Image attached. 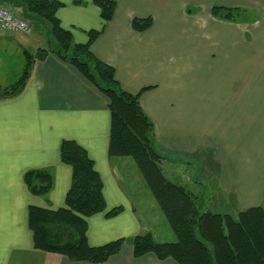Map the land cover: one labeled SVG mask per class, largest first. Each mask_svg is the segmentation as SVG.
Wrapping results in <instances>:
<instances>
[{
    "label": "crops",
    "instance_id": "1",
    "mask_svg": "<svg viewBox=\"0 0 264 264\" xmlns=\"http://www.w3.org/2000/svg\"><path fill=\"white\" fill-rule=\"evenodd\" d=\"M57 1L62 6L56 15L74 42H86L87 31L101 27L92 0ZM115 1L113 17L91 52L114 68L122 89L140 93L165 177L193 193L203 211L235 216L264 206V0ZM214 4L252 9L259 16L252 22L217 19L210 13ZM147 17L148 28H133L134 18ZM35 28L32 22L28 33L0 32L1 87L19 78L25 50L42 47ZM107 103L75 67L50 54L34 62L19 93L0 97V264H177L152 253L133 256L131 239L139 234L150 232L159 242L174 239L131 162L108 154ZM64 139L87 151L103 182L106 209L86 218L88 245L124 239L119 252L102 263L34 247L28 208L65 205L71 167L60 160ZM205 167L217 171L213 181L210 172L202 178ZM30 170L50 172L47 194L29 190L23 176ZM212 185L219 199L204 198ZM117 206L121 212L108 217Z\"/></svg>",
    "mask_w": 264,
    "mask_h": 264
},
{
    "label": "trees",
    "instance_id": "2",
    "mask_svg": "<svg viewBox=\"0 0 264 264\" xmlns=\"http://www.w3.org/2000/svg\"><path fill=\"white\" fill-rule=\"evenodd\" d=\"M5 1L32 22L48 23L52 43L33 52H23L25 61L19 78L8 87L0 86V97L19 93L34 62L49 54L75 67L107 97L110 113L108 154L133 160L175 237L172 242H158L150 232L139 234L131 239L133 256L152 253L160 260L170 258L177 264H264V206L248 208L235 216L201 210L193 193L163 174L160 167L163 156L153 143V125L141 108L140 93L122 89L114 68L91 52L92 43L113 17L116 1L92 0L99 8L102 25L87 31L84 43L74 42L71 31L61 26L56 15L61 2ZM73 2L80 3L81 0ZM210 11L213 17L237 21L243 9L214 4ZM150 23V17L132 20L133 28L138 31L145 30ZM60 160L71 167L65 205L56 210L28 208V226L34 247L62 254L73 261L105 262L119 252L124 239L99 246L87 243L86 218L106 209L101 177L87 151L74 140L61 141ZM23 179L36 195L47 194L52 184L50 172L44 170L27 171ZM121 210L122 206L113 207L106 215L112 217Z\"/></svg>",
    "mask_w": 264,
    "mask_h": 264
},
{
    "label": "rangeland",
    "instance_id": "3",
    "mask_svg": "<svg viewBox=\"0 0 264 264\" xmlns=\"http://www.w3.org/2000/svg\"><path fill=\"white\" fill-rule=\"evenodd\" d=\"M212 7V6H211ZM211 7H210V10H211ZM210 13H211V11H210ZM212 15V14H211ZM259 16V14L255 11V10H252V9H243V12L239 15V20H244V21H241V22H252V21H254L255 19H257V17ZM217 19H219V18H217ZM247 20V21H246ZM33 23L36 25V28H35V30H33V34L35 35L34 37H40V39H41V41L43 42V44H42V47H48L51 43H52V35L50 34V33H48V30H49V24L48 23H46V22H42V21H39V20H34L33 21ZM43 34V36H42V34ZM41 35V36H40ZM44 38V39H43ZM49 40V41H48ZM142 108V107H141ZM122 158V157H121ZM125 159H127L128 161H130L131 162V164H132V167H133V169H134V172L137 174V176L139 177V181H140V184H142L143 185V187H144V189H145V191H146V193H147V195L148 196H150L151 197V192H150V190L148 189V187L145 185V182H144V179L142 178V176H141V174L138 172V170H137V168H136V166H135V164H134V162H133V160L130 158V157H124ZM124 158H122V159H124ZM197 165H198V163H197ZM200 167L198 166V169H199ZM211 169V171H209L208 170V167H205V170H204V175L202 176V178L204 177V176H206V174H208L209 172H210V175H209V179L210 180H214L216 177H217V171H215V168L213 167V168H210ZM129 172H130V174H129V176L131 177V178H133V170H129ZM121 173H122V175H124V181H123V184H124V186H126L128 189H130V187H129V182H128V180H127V178H126V171H121ZM164 174H165V172H164ZM166 175V174H165ZM175 181V180H174ZM208 194H211V197L212 198H214V199H219L220 197H221V195H220V193L218 192V190L216 189V187H214L213 185L212 186H209V187H207V190L205 191V195H204V198L205 197H207L208 196ZM155 201V200H154ZM156 203V202H155ZM217 204H220V203H217ZM156 205V207H157V209H158V211H159V213H160V215H162V217H163V225H164V227H165V229H169V231L171 232V234L173 235V239L175 240V237H174V234H173V232H172V230H171V228H170V226H169V224L167 223V221L165 220V218H164V216H163V214H162V212H161V210H159V208H158V206H157V204H155ZM159 230H163V229H159ZM152 235V234H151ZM153 236V235H152ZM154 238V237H153ZM173 240V241H174ZM159 242V241H158ZM170 242H172V241H170Z\"/></svg>",
    "mask_w": 264,
    "mask_h": 264
},
{
    "label": "built area",
    "instance_id": "4",
    "mask_svg": "<svg viewBox=\"0 0 264 264\" xmlns=\"http://www.w3.org/2000/svg\"><path fill=\"white\" fill-rule=\"evenodd\" d=\"M30 28L31 24L27 18L17 15L9 5L0 2V32L28 33Z\"/></svg>",
    "mask_w": 264,
    "mask_h": 264
}]
</instances>
